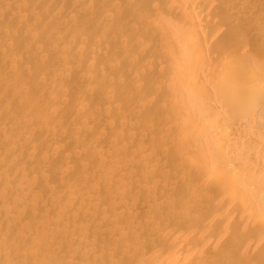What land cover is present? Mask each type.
<instances>
[{
  "label": "bare ground",
  "instance_id": "bare-ground-1",
  "mask_svg": "<svg viewBox=\"0 0 264 264\" xmlns=\"http://www.w3.org/2000/svg\"><path fill=\"white\" fill-rule=\"evenodd\" d=\"M0 264H264V0H0Z\"/></svg>",
  "mask_w": 264,
  "mask_h": 264
}]
</instances>
